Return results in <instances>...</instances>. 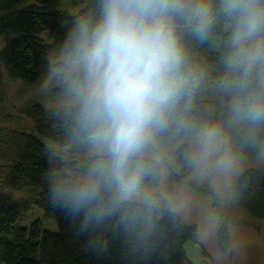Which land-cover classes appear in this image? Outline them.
Here are the masks:
<instances>
[{
    "label": "trees",
    "instance_id": "16d2710c",
    "mask_svg": "<svg viewBox=\"0 0 264 264\" xmlns=\"http://www.w3.org/2000/svg\"><path fill=\"white\" fill-rule=\"evenodd\" d=\"M63 1L0 0V103L5 99L4 72L11 80L37 84L50 68V56L64 55L76 22L99 16L101 0H83L85 7L74 14L61 9ZM223 3L180 0L174 23L184 84L169 125L142 155L147 165L142 189L157 188L166 166L173 182L211 191L214 205L218 201L210 188L191 181L205 149L202 134L220 128L226 134L235 118L249 117L252 99L264 92V64L248 68L235 59L236 20ZM23 113L32 120L31 129H0V264H194L186 251L188 241L200 246L205 263L215 264L200 241L198 225L187 223L159 193L150 196L158 205L152 219L134 225L124 222L119 212L97 217L87 209L54 203V188L83 182L93 153L84 154L87 140L74 106L48 109L35 101ZM252 123L264 128V120ZM237 138L243 149L257 150L250 132H239ZM24 188L33 190L36 199H16L8 192ZM232 192L248 213L264 219V163L245 170ZM33 204L55 218L57 231L43 229L39 219L23 225ZM217 239L227 254L225 222Z\"/></svg>",
    "mask_w": 264,
    "mask_h": 264
},
{
    "label": "clouds",
    "instance_id": "9594fccd",
    "mask_svg": "<svg viewBox=\"0 0 264 264\" xmlns=\"http://www.w3.org/2000/svg\"><path fill=\"white\" fill-rule=\"evenodd\" d=\"M179 5L180 0H101L98 18L74 25L64 53L74 73L69 102L94 159L82 183L54 188V203L97 217L119 212L129 225L154 216L158 205L142 192V155L169 125L184 84L174 23ZM223 7L236 20V61L248 68L264 64V0H224ZM248 116L264 120V92L252 99ZM217 136L216 129L204 132L205 148Z\"/></svg>",
    "mask_w": 264,
    "mask_h": 264
},
{
    "label": "rangeland",
    "instance_id": "374dc122",
    "mask_svg": "<svg viewBox=\"0 0 264 264\" xmlns=\"http://www.w3.org/2000/svg\"><path fill=\"white\" fill-rule=\"evenodd\" d=\"M85 5L83 0H64L61 9L74 14ZM42 37L46 42H50L46 33H42ZM3 47L4 40L0 38V51ZM49 61L48 72L37 84L11 80L7 72H4L5 99L0 103V129H31L33 122L25 116L23 110L25 106L35 101H39L48 109L73 106L69 102V93L74 73L68 67L64 55H51ZM209 91H212L213 95L218 92L215 88H210ZM243 131L251 133L255 143L253 146L259 151L252 150L253 147L249 150L243 149L237 138V134ZM217 132L218 136L213 147L204 149L197 171L191 180L194 185L208 187L217 195L215 196L218 201L215 205L209 194L211 191L207 193L173 182L167 174L166 166H162L159 186L152 190L142 189V192L149 197L154 193L161 194L167 199L169 206L187 223L198 225L200 241L215 264H264V219L248 213L232 192L233 185L245 170L260 168L263 165L264 128L254 126L249 117H237L226 134L222 128L217 129ZM83 147L86 148L84 154L92 153L87 142ZM221 161H226L228 167H219ZM8 192L16 199H36L35 192L31 189L8 190ZM36 219L41 220L43 229L57 231L59 228L52 215H47L44 209L33 204L23 225L29 226ZM223 222L229 228L230 249L227 254H223L217 245L218 231ZM186 251L194 264H207L200 246L196 243L188 241Z\"/></svg>",
    "mask_w": 264,
    "mask_h": 264
}]
</instances>
